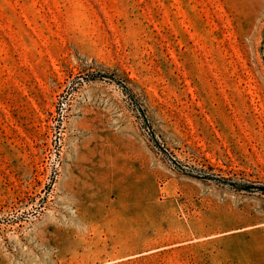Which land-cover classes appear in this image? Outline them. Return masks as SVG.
Returning a JSON list of instances; mask_svg holds the SVG:
<instances>
[{
	"label": "rangeland",
	"instance_id": "374dc122",
	"mask_svg": "<svg viewBox=\"0 0 264 264\" xmlns=\"http://www.w3.org/2000/svg\"><path fill=\"white\" fill-rule=\"evenodd\" d=\"M217 179L264 185V0H0V264H264Z\"/></svg>",
	"mask_w": 264,
	"mask_h": 264
},
{
	"label": "trees",
	"instance_id": "16d2710c",
	"mask_svg": "<svg viewBox=\"0 0 264 264\" xmlns=\"http://www.w3.org/2000/svg\"><path fill=\"white\" fill-rule=\"evenodd\" d=\"M92 80H94V79H92ZM121 88H123V90L125 91L124 87L121 86ZM203 179L210 181V179L208 177L203 178ZM214 182L216 184H219L223 187H226V188L233 190V191H236V192L257 193L260 195H264V185H261V184H253V183H248V182H231L230 180H225V179H217Z\"/></svg>",
	"mask_w": 264,
	"mask_h": 264
}]
</instances>
